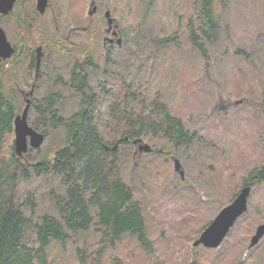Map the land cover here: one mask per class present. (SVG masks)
I'll return each instance as SVG.
<instances>
[{"label":"rangeland","instance_id":"1","mask_svg":"<svg viewBox=\"0 0 264 264\" xmlns=\"http://www.w3.org/2000/svg\"><path fill=\"white\" fill-rule=\"evenodd\" d=\"M263 1H213V9L218 13L219 29L214 38L205 42L206 57L209 58L206 71L204 69L206 61L191 46L187 38L183 23L186 11L184 0H152V9L145 17L134 12L137 0H131V3L120 0L122 9L118 16L113 5L115 0H48L49 7H46L42 15L35 11L34 1H23L15 5L14 11L8 17L0 19V25L12 44L22 43L30 51L41 45L44 51L41 67L45 68L41 71V77L35 81L25 72L28 71L27 59L24 61V71L20 73V77L15 75L18 70L14 67V60H23L26 55L6 62L0 61L9 79L7 83L17 90L21 111L25 100L31 99V96L40 99L51 90L67 95L64 87L54 84L58 77L66 80L67 72L60 66L65 57L56 53L54 41H59L65 47L70 46L69 42L79 47L92 42L97 55L102 54L103 37L106 35L103 13L105 9H109L111 15L119 19L117 20L121 32L119 46L131 47L130 51L125 53L123 49L118 52L117 45H113L112 59L125 79L128 82H135L133 85L136 83L147 85L148 99L163 103L172 113L184 111V117L191 113V116L186 118L192 130V141L189 140V144L174 147L162 139L158 146L163 149L164 155L153 150L149 153H140L138 144L126 146V149L119 148L120 172L140 201L147 236L151 242V252L147 258L143 253L139 255L138 242H133L129 240L131 237L125 236L115 251H105L102 264H114L111 257L118 258L122 264H191L190 259L186 263L178 260L181 256H188L190 248L193 247L192 240L204 228H201L203 222L212 219L222 206L230 202L227 198L234 190L231 187H235V180L223 181L219 174L222 172V177L226 178L232 169L228 163L225 164V157L230 152L232 154L236 152L231 144L244 148L247 159L251 162H258L264 155V110L258 106L263 103L264 92ZM94 4L96 10L90 17L87 12ZM27 9L34 11L35 18L32 19V24L23 29L16 24L15 18L18 11L20 13ZM156 12L160 14L159 18L156 17ZM83 27H86V30H82ZM176 27L180 30V35L172 52L167 44L163 46L165 47L163 52H154L152 42L147 36L151 34L169 36L174 33ZM241 46L251 51L250 58L244 59L241 55L233 54V51ZM54 64L59 66L58 75L50 68ZM97 65L98 69L103 68L100 59L97 60ZM240 67L245 68V72L249 74V79L242 82L243 90L236 89L233 82V73ZM186 72L189 76L183 79ZM20 79L30 80L23 82ZM31 89L33 92L29 95ZM199 97L206 101L204 108L198 101ZM220 100L223 101L221 107H224V113L217 110ZM191 104L194 106L189 108ZM251 105L252 107L254 105L257 116L258 114L260 116L258 126L255 127L249 124L250 121H256L252 114L253 108H248ZM76 107L77 99L67 97L63 102L62 113L68 115ZM222 118L231 121L228 133L224 129L225 126L219 124ZM215 131L220 135L218 141H214L212 132ZM62 134L63 129L60 127L51 130L44 139L40 152H48L59 147ZM252 135L255 136V144ZM141 139L152 146L154 139L149 136ZM30 149V153L34 154V147L31 146ZM221 150L223 158L218 155ZM175 159L179 161L183 177L174 169ZM143 162L147 171L143 170ZM205 180L209 182L206 185ZM202 181L204 184H200ZM213 181H218L217 188L213 189ZM52 183V178L48 176L23 181L18 184V192L22 194L31 184L36 185V194L40 201L36 213H39L47 203L46 194ZM247 202L246 212L235 221L221 247L208 249L211 251L208 253L201 245L194 246L205 256L221 254L211 264H239V258L243 261L248 258L251 263L260 264L262 254L260 252L264 251V236L248 251L246 246L255 232V227L264 223V183L252 187ZM182 211L184 212L180 213ZM186 219L185 224L181 226ZM194 228H198L195 237L188 239L187 234L194 233L196 231ZM95 240L97 238L89 232L73 242H67L64 247L52 242L48 256L54 264H77L74 247L84 244L86 248L91 249V246L96 245ZM235 242L238 245L239 242L243 243L242 250L239 251L237 246L232 255L222 256L227 247H231ZM171 248H175L176 251L173 252ZM171 257L177 262L171 261Z\"/></svg>","mask_w":264,"mask_h":264},{"label":"trees","instance_id":"2","mask_svg":"<svg viewBox=\"0 0 264 264\" xmlns=\"http://www.w3.org/2000/svg\"><path fill=\"white\" fill-rule=\"evenodd\" d=\"M126 1L131 3V0ZM184 1L186 11L183 23L187 38L191 46L206 61L204 64L206 71L209 58L206 57L205 42L214 38L219 29L218 13L213 9L215 0ZM136 4L135 14L141 13L143 17L152 9V0H137ZM113 5L118 16L122 3L115 0ZM33 12L29 9L20 13L18 11L16 24L23 29L28 27L35 18ZM155 15L157 18L160 17L158 12ZM179 35L180 30L176 27L174 33L169 36L151 34L147 37L152 42L154 52H163L165 49L163 46L166 44L172 52ZM19 44L20 53L26 56L23 60H14V67L18 70L15 75L20 77V73L24 71V61L27 59L28 71L25 72L30 78L35 68L34 58L26 46ZM69 44L70 46L65 47L59 41H54L56 53L65 57L60 66L67 71L66 80L58 77L54 84L64 87L67 95L51 90L40 99L31 97L27 114V124L42 133L44 139L51 130L59 127L63 129L59 147L48 152H40V144L34 147V154L30 153L31 147L20 156L16 153L13 142L14 119L22 113L21 105L16 88L7 83L9 79L0 64V264H54L48 256L52 242L64 247L67 242H73L89 232L97 238L95 240L97 246L88 249L84 244L76 245L74 256L77 264H102L105 251H115L125 236L131 237L129 240L133 242L137 241L138 254L143 253L147 258L151 252V242L147 236L140 201L135 197L131 185L121 175L119 148L132 145L137 138L149 136L154 139L153 151L164 155L163 149L158 146L160 140L163 139L174 147L192 141V130L186 119L191 113L187 117H184V111H180V114L172 113L163 103L148 99L147 85L140 83L133 85L135 82H128L112 59L113 46L108 52L101 48L103 53L97 55L92 42L80 47L72 42ZM116 49L118 52L123 49L126 53L131 47L116 46ZM233 52L244 59L251 56V51L242 46ZM18 57L19 55L14 59ZM98 59L103 63L101 70L98 69ZM50 68L56 75L59 74V66L54 64ZM42 69L34 79L41 77ZM244 69L240 67L233 73L236 89L243 90L242 82L249 79V74ZM188 76L187 72L184 73L183 79H187ZM20 80L28 82L30 79ZM67 97L76 98L77 107L72 113L64 115L63 102ZM198 101L204 108L206 101L200 97ZM262 102V105L258 106L264 110V92ZM222 104L223 101L220 100L217 110L224 113ZM254 105L248 108H253L252 114L256 121H250L249 124L255 127L258 126L260 116L259 114L257 116ZM193 106L194 104H191L189 108ZM221 120L219 124L225 126L226 133L230 132L231 121L227 118ZM218 133L212 132L214 141H218L217 138L220 137ZM252 141L256 143L253 135ZM231 147L236 152L227 154L225 164L228 163L232 169L226 178L222 177V172L219 174L223 181L235 180V187L226 184L234 189L228 200L235 197L239 190L237 187L245 185L256 187L264 183V155L258 162H251L247 159L244 148L232 144ZM222 154L221 150L218 155L223 158ZM260 164L262 166H259ZM142 167L144 171L148 170L144 162ZM44 176L52 178L53 183L46 194L47 203L39 213H36L40 205L36 194L37 186L31 184L19 194L18 184ZM202 183L203 181L200 182ZM208 183L205 180V185ZM217 183L218 181H213V189L218 187ZM172 194L176 195L175 192ZM186 221L187 219L181 226ZM209 221L210 219L203 222L201 228ZM197 231L198 228L194 233H188V239L194 238ZM236 243L227 247L222 256L232 255L237 246L239 251L242 250L243 243L239 242V245ZM171 250L176 251L175 248ZM205 250L211 253L208 249ZM260 254V264H264V251ZM220 256L221 254L205 256L199 248L192 247L188 256H181L178 261L186 263L190 259L191 264H211ZM173 257L171 261L177 262ZM111 260L114 264H122L118 258L111 257ZM238 261L239 264H253L248 258L244 261L239 258Z\"/></svg>","mask_w":264,"mask_h":264},{"label":"water","instance_id":"3","mask_svg":"<svg viewBox=\"0 0 264 264\" xmlns=\"http://www.w3.org/2000/svg\"><path fill=\"white\" fill-rule=\"evenodd\" d=\"M14 1L15 0H0V13H8L12 9ZM47 4V0H37L36 8L40 13H43ZM95 9L96 7L93 6L89 10V14H92ZM104 15L107 18L108 23L107 31H109V29L112 27V23H114L115 30L113 31V34L114 36H116V28L118 27L116 19L110 17L109 10H106L104 12ZM109 40L112 41V39ZM116 42L117 44H120L121 37H118L116 39ZM37 49L40 52L41 46H39ZM13 51L14 48L7 40L4 30L0 26V59L10 57ZM40 56L41 52L36 55V73L40 67ZM29 93L31 94L32 90H30ZM29 104L30 101L27 99L22 113L20 115H17L14 119V148L18 155H21V153L27 149V137L29 138V143L32 147L39 146L44 138V135L42 133L37 132L34 128L27 124V112ZM150 149L151 147L147 143H140L138 145V150L140 152H148ZM174 168L175 170L179 171V174L181 176L183 175L182 171L179 170V161L177 159L174 160ZM249 193L250 186H242L237 192L234 199L227 205L223 206L213 217V219L208 223V225L200 232L199 236L193 241V245L197 246L199 244H202L205 247H217L227 234L230 227L234 224V221L247 210V198L249 196ZM263 235L264 223H260L256 226L255 232L251 235L246 251L255 246Z\"/></svg>","mask_w":264,"mask_h":264},{"label":"flooded vegetation","instance_id":"4","mask_svg":"<svg viewBox=\"0 0 264 264\" xmlns=\"http://www.w3.org/2000/svg\"><path fill=\"white\" fill-rule=\"evenodd\" d=\"M23 1H34V3H35V8H36V2H37V0H15L14 1V3H13V7H12V10H10L7 14H1L0 13V19L2 18H6V17H8V15L10 14V13H12V11H14V7H15V5L17 4V3H19V2H23ZM48 5H49V2H48ZM94 6H96L95 4H94ZM49 7V6H48ZM96 10V9H95ZM106 10H108V9H105L104 10V12L106 11ZM35 11H36V9H35ZM37 12V11H36ZM95 12V11H94ZM93 12V13H94ZM38 13V12H37ZM87 14L91 17L93 14H89V9H88V12H87ZM42 15V14H41ZM103 16H104V13H103ZM104 19H105V22H106V28H105V32L107 31V29H108V23H107V19L104 17ZM82 30H86V27H83L82 28ZM115 29H113V26L109 29V31L108 32H106L107 34L104 36V37H106L107 38V40L105 41V44H104V41H103V44H102V46H103V48H104V52H108L109 51V49L110 48H112V46L114 45V44H116L115 43V41H116V38L117 37H113V31H114ZM118 33L120 34V30L118 29ZM118 34V35H119ZM108 38H111V39H113L112 41H110ZM104 40V39H103ZM10 42V41H9ZM11 43V42H10ZM11 45L13 46V48H14V51H13V53H12V55H11V57H9L8 59H5V60H0V61H2V62H6V60H9V59H14V57H17V55H19V57L22 55L21 53H20V50L18 49V45H20V44H12L11 43ZM21 46V45H20ZM39 46V45H38ZM38 46L37 47H35V48H33L30 52H32V56H33V58H34V62H36V55H38L41 51V56H40V58H42L43 57V55H44V51L43 50H41L40 52L38 51ZM41 46V45H40ZM42 47V46H41ZM34 75H35V72H34V68H33V74H32V79H34ZM36 77H38L37 75H36ZM38 79V78H37Z\"/></svg>","mask_w":264,"mask_h":264},{"label":"bare ground","instance_id":"5","mask_svg":"<svg viewBox=\"0 0 264 264\" xmlns=\"http://www.w3.org/2000/svg\"><path fill=\"white\" fill-rule=\"evenodd\" d=\"M182 250V249H181ZM185 251V250H184ZM185 255V254H184Z\"/></svg>","mask_w":264,"mask_h":264}]
</instances>
